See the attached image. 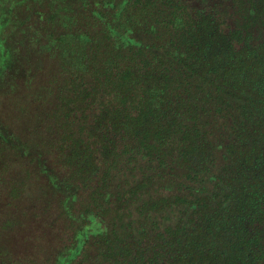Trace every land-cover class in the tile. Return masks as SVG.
I'll return each mask as SVG.
<instances>
[{
  "label": "trees",
  "instance_id": "trees-1",
  "mask_svg": "<svg viewBox=\"0 0 264 264\" xmlns=\"http://www.w3.org/2000/svg\"><path fill=\"white\" fill-rule=\"evenodd\" d=\"M8 7L2 144L55 200L41 264H264V0Z\"/></svg>",
  "mask_w": 264,
  "mask_h": 264
},
{
  "label": "rangeland",
  "instance_id": "rangeland-1",
  "mask_svg": "<svg viewBox=\"0 0 264 264\" xmlns=\"http://www.w3.org/2000/svg\"><path fill=\"white\" fill-rule=\"evenodd\" d=\"M13 1L0 0V17L3 16L1 9L6 6L9 10L8 6H11ZM18 51L23 53L21 49ZM45 64L48 70L51 67L50 62L46 61ZM24 79L28 85L25 87L18 82L20 88L17 89V97L31 96L45 84L47 86V82L50 81L48 76L45 79H40V75L34 69L30 72L29 77ZM1 85V91H3L6 83ZM3 97L4 94L0 98V151L4 149L2 139L10 134L9 127L17 132L22 126V122L16 117L12 119L11 124L8 123ZM18 131L15 135L22 137L23 132ZM30 134L31 129L27 131V140L30 138ZM37 136L36 134L35 137L37 138ZM41 162V167L44 166L47 169L49 161L45 158V162ZM40 177L34 170L31 157L21 160L7 152H0V264H41L45 260V255H38L42 244L45 245L46 242L40 240L41 224H39L37 214L44 210L48 204L54 206L55 200L47 195L48 191L45 187L47 177Z\"/></svg>",
  "mask_w": 264,
  "mask_h": 264
}]
</instances>
